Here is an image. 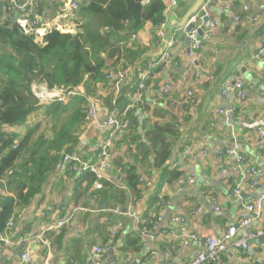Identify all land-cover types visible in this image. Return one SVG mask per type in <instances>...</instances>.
<instances>
[{"label":"crops","instance_id":"crops-1","mask_svg":"<svg viewBox=\"0 0 264 264\" xmlns=\"http://www.w3.org/2000/svg\"><path fill=\"white\" fill-rule=\"evenodd\" d=\"M193 1L178 0L176 7L168 13L166 32L176 39L169 57L162 55L165 47L158 42L155 28L151 24L147 23L137 33V40L132 44L133 64L157 62L154 67L155 87L163 82L169 83L171 87L169 94L159 102L154 101L148 91L145 93L148 109L145 116L138 118V133L143 136L154 122L176 121L181 135L176 141L172 160L176 159L183 170L187 165L188 150L195 154L201 151L206 153V156H199L195 160L198 179L194 186H187L184 176L162 184L160 196L163 199L160 204L164 201L165 212L157 230L174 228L171 216L178 213L186 218L188 233L205 236L214 231L221 235L229 225L247 215L243 204L254 201L264 186V143H258L256 130L252 127L257 120L264 122V86L260 81L264 73V52L255 56L261 47V36L264 35V0H223L229 7L225 4L222 8L218 4L209 6L208 16L214 27L211 29L204 24L203 45L197 60H193L191 53H187L186 34L182 29L185 14ZM9 17L8 10L4 11L0 6V24L14 23ZM133 64L131 67H134ZM196 71L209 78H196ZM232 73L243 80L245 99L237 104V111L229 117L218 113V109L227 108L229 98L235 92L229 91L226 97L220 94L226 78ZM134 76L135 73L130 80ZM111 88L112 82L108 80L91 84L88 96L97 99V114L79 131L78 141L71 153L84 161L97 160V146L107 135L108 129L99 128L97 122L111 109ZM188 89L193 90L197 99L192 110L186 104ZM78 90L85 92L83 88ZM42 114V111L37 112V116ZM35 118L36 114L31 122ZM3 130L23 135L26 126L4 125ZM234 146L245 154L247 163L256 168L259 188L252 189L245 184L240 194L234 192L240 177L229 169L231 162L223 154L225 149ZM182 147L183 151H179ZM125 155L126 147L118 148L115 144L112 161L118 156L125 159ZM225 163L227 171L219 172V167ZM140 169V174L145 175L149 168L145 163ZM153 173L155 182L157 173ZM116 174L113 165L105 177H109L112 183H118ZM79 175L61 162L49 173L41 193L30 205L16 210L17 218L9 233L10 243L0 246L1 264H15L21 250L27 247L31 256L29 264H89V250L96 243L109 246L102 264H127L128 258L135 264H164L166 260L173 264L190 262L197 250L194 244L183 247L180 241L174 240L171 242L174 248L170 249L164 237H160L155 244H141L138 251H123L127 239L125 236H135L140 227L138 221L126 213L122 216V226L117 233L111 234L112 226L106 228L109 240L104 241L97 225L107 220L110 208L108 204L105 210L100 208L104 201L99 202V193L94 185L87 187L83 182L80 187L77 186ZM149 191L141 194L131 206L139 217L145 209ZM160 204L150 210L151 217L146 218L145 222L156 214ZM79 207L93 208L97 212L76 211ZM197 208H201V211L198 212ZM72 213L71 226L59 230L49 229L57 217ZM246 230L263 231V234L249 240L247 254L241 248L230 246L218 256L214 264H263L264 205L260 217L252 220ZM116 235L119 236L118 240H115ZM37 236H41L49 247L38 242ZM22 241H25L24 246L17 254H13ZM152 251L156 254H152ZM257 258L261 263L255 261Z\"/></svg>","mask_w":264,"mask_h":264},{"label":"trees","instance_id":"trees-1","mask_svg":"<svg viewBox=\"0 0 264 264\" xmlns=\"http://www.w3.org/2000/svg\"><path fill=\"white\" fill-rule=\"evenodd\" d=\"M143 1L86 0L79 11L81 22L77 31L50 30L44 35L42 44L35 42L34 36L21 33L14 23L0 24V233L12 212L26 208L41 193L49 173L59 166L63 155L73 153L79 131L87 122L85 97L74 96L66 103L44 105L32 86L83 88L88 95L91 84L107 81L106 70L117 65L122 53L123 67L131 66L133 43L121 53L119 41L127 39L131 33H138L147 23L153 26L159 23L167 0ZM142 65H134L135 78L122 84L116 97L119 108L127 104L129 88L137 86ZM196 101L195 97L194 105ZM186 104L189 106L188 100ZM147 107L145 102L146 111ZM41 111L43 114L37 116ZM4 125H25L26 132L23 135L6 132ZM139 126L138 118H132L129 131L116 141L118 148L126 147L125 159L118 156L112 161L118 183L103 177V188L97 190V196L100 203L107 201L110 209L118 207L126 212L130 203L141 196L140 168L146 163L149 169L145 176L153 178L155 171L157 179L153 181L145 209L140 214V219L145 220L151 217L150 210L158 207L163 199L160 196L162 184L182 178L185 170L176 159L172 160L181 135L176 121L154 122L143 136L138 133ZM179 151H183V147ZM7 170L12 173L6 175ZM95 180L92 173L84 172L76 183L78 187L83 182L92 187ZM123 215L110 212L107 220L97 225L104 241L109 240L106 228L123 222ZM118 237L116 235L115 240ZM125 237L123 251L140 249L138 233Z\"/></svg>","mask_w":264,"mask_h":264},{"label":"built area","instance_id":"built-area-1","mask_svg":"<svg viewBox=\"0 0 264 264\" xmlns=\"http://www.w3.org/2000/svg\"><path fill=\"white\" fill-rule=\"evenodd\" d=\"M85 1L86 0H0V6L4 11L8 10L9 18L13 20L21 33L34 36L35 42L42 44L44 35L50 30L55 29L65 33H75L81 22L79 11L81 5ZM177 2L178 0L166 1L163 18L154 26L158 42L165 47L162 54L165 57L171 55L176 44L175 36L168 35L166 28L168 24V13L172 8L176 7ZM213 4H218L222 8L225 3L223 0H204L198 11L191 15L182 26L186 37L189 38L188 47L193 60H197L199 57L203 45V36L200 35V30H203L204 17L208 16V8ZM224 6L229 7L227 4ZM209 27L211 29L214 27L212 21H210ZM137 35V33H131L127 39L119 41L118 45L121 53L126 46H130L137 40ZM263 52L264 35L261 36V47L258 49L255 56L258 57ZM123 61L122 53L121 60L117 65L106 70V79L112 82L111 90L113 98L112 108L99 122H97L99 128L108 129L107 135L97 146V160L94 162H87L74 154H64L62 157V163L67 165V169L74 173H92L96 178L94 182V188L96 190L103 188L101 179L105 177V174L113 167L112 155L116 141L129 131L132 118H140L147 114V111L143 108L145 104V93L148 91L153 100L159 102L169 94L171 89L170 84L165 82L155 87L153 83L155 78L154 67L157 62L145 63L139 68L137 75L139 77V82L137 86L135 88L131 86L126 92L127 104L122 109L119 108L116 103V97H118L122 84L130 80L131 76L134 74L131 66L128 65L123 67ZM194 76L198 79L205 80L209 78L199 71H196ZM260 81L264 86V73L261 74ZM231 90L235 92L232 93L229 98L228 107L218 109V113L229 117L233 116L237 111V104L245 99L243 80L239 75L233 73L226 78L220 94L222 97H226ZM44 91L45 95L40 98V102L44 105L50 104L51 102L66 103L71 97L83 96L87 101L86 121L88 122L96 117L97 99L95 97L88 96L78 89H61L58 90V93L56 91H49L48 89ZM36 96L38 97L37 94ZM185 97L189 102V106L193 107L195 103L193 90L188 89ZM252 127L256 130L258 143H264V122L257 120L252 124ZM12 148H15V145H12ZM187 154L184 180L187 186L191 187L196 184L198 179L195 160L199 156H206V153L201 151L199 154H195L192 150H188ZM223 154L231 162L229 169L238 173L240 177L234 189L236 194L241 193L242 186L245 184L252 189L259 188L260 182L257 170L254 166L247 163L245 154L238 150L236 146L225 149ZM226 165L227 163L221 165L219 167V172L225 173L227 171ZM11 173V170L5 172L6 175H10ZM139 181L142 183L141 194L143 195L150 190L153 184V178L152 176L148 177L142 175ZM134 202L130 203L131 205H129L127 212L122 213L118 207L109 209V211L114 214L126 213L138 221L140 226L138 235L141 238L142 246L148 245L149 243L155 244L160 237L167 239V243L170 244V249L174 248L171 243L174 240L180 241L183 247H188L191 243L194 244L197 250L188 264H214L218 256L224 253L230 246L241 248L243 253L247 254L249 240L263 234V231H248L246 228L252 220L259 218L261 215L264 205V186L260 188L258 196L254 201L243 204V209L247 215L236 223L229 225L221 235L214 231H210L205 236H201L198 233H188L187 220L182 214L178 213L171 216V222L174 223V228L161 229V231L157 230V225L162 220L165 212L164 201L161 202L156 214H154L152 218L146 220V222L145 220H141L139 215L131 207ZM76 211L97 212L96 209L87 207H79ZM197 211H201V208H197ZM73 216L72 213L57 217L54 224L49 226V229L59 230L63 227L71 226L73 224ZM16 218V211L12 212L8 217L5 229L0 233V246H5L10 243L9 233L14 227ZM121 224V222H118L111 227L112 235L119 231L122 226ZM37 240L47 246V248L49 247L41 236H37ZM108 250V245L99 243L93 244L89 250V264H102V259L107 254ZM151 253L156 254L155 251ZM255 261L261 263L258 258L255 259ZM30 262V250L27 247L21 250L15 264H29ZM127 264L135 263L132 259L128 258ZM164 264L173 263L166 260Z\"/></svg>","mask_w":264,"mask_h":264},{"label":"water","instance_id":"water-1","mask_svg":"<svg viewBox=\"0 0 264 264\" xmlns=\"http://www.w3.org/2000/svg\"><path fill=\"white\" fill-rule=\"evenodd\" d=\"M144 3L147 2V0H144L143 1ZM204 0H194L192 5L189 7V9L187 10L186 14H185V17H184V21H183V24L185 23V21L193 14H195L198 9L200 8V6L203 4ZM210 17L209 16H205L204 17V24L206 27H209L210 26ZM200 35H203V30L201 29L200 30ZM188 44H189V38L186 37L185 38V45L187 46V53L190 54V49L188 48ZM258 196V195H257ZM107 204L108 202L107 201H104L101 205H100V208L102 210H105L107 208ZM262 240H264V237L262 238ZM25 244V241H22L18 246L17 248L13 251V254H17L18 251L21 250V248L24 246ZM111 252V251H109Z\"/></svg>","mask_w":264,"mask_h":264},{"label":"rangeland","instance_id":"rangeland-1","mask_svg":"<svg viewBox=\"0 0 264 264\" xmlns=\"http://www.w3.org/2000/svg\"><path fill=\"white\" fill-rule=\"evenodd\" d=\"M5 19H6V17H5ZM218 85H220V84H218ZM32 88H33L34 92L38 95L39 101H40L41 96L45 95V91H44L45 89H48L49 91H56L57 93H58V90H61L60 88L49 89L45 85H40V84L33 85Z\"/></svg>","mask_w":264,"mask_h":264}]
</instances>
